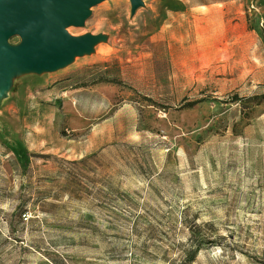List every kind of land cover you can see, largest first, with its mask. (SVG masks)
<instances>
[{
    "label": "rangeland",
    "instance_id": "374dc122",
    "mask_svg": "<svg viewBox=\"0 0 264 264\" xmlns=\"http://www.w3.org/2000/svg\"><path fill=\"white\" fill-rule=\"evenodd\" d=\"M137 1L7 40L0 264H264V0Z\"/></svg>",
    "mask_w": 264,
    "mask_h": 264
},
{
    "label": "water",
    "instance_id": "95a60500",
    "mask_svg": "<svg viewBox=\"0 0 264 264\" xmlns=\"http://www.w3.org/2000/svg\"><path fill=\"white\" fill-rule=\"evenodd\" d=\"M101 1L0 0V83L5 84L6 65L12 56L6 47L11 36L22 38L17 54L22 64L55 66L88 44L69 36L65 27L81 25L89 9ZM131 2L136 6L138 1Z\"/></svg>",
    "mask_w": 264,
    "mask_h": 264
},
{
    "label": "crops",
    "instance_id": "0c3cea01",
    "mask_svg": "<svg viewBox=\"0 0 264 264\" xmlns=\"http://www.w3.org/2000/svg\"><path fill=\"white\" fill-rule=\"evenodd\" d=\"M48 79H41L39 83H41V85H45L47 84ZM23 147H25V149H27L28 151L30 149H43V148H57L58 146H61L62 144H22Z\"/></svg>",
    "mask_w": 264,
    "mask_h": 264
},
{
    "label": "bare ground",
    "instance_id": "6f19581e",
    "mask_svg": "<svg viewBox=\"0 0 264 264\" xmlns=\"http://www.w3.org/2000/svg\"><path fill=\"white\" fill-rule=\"evenodd\" d=\"M69 55H72V53H70ZM64 62V61H63ZM62 63V62H61ZM66 63V61L64 62V63H62V64H65ZM14 64H16V62L14 63ZM60 64V63H59ZM58 65V64H57Z\"/></svg>",
    "mask_w": 264,
    "mask_h": 264
},
{
    "label": "trees",
    "instance_id": "16d2710c",
    "mask_svg": "<svg viewBox=\"0 0 264 264\" xmlns=\"http://www.w3.org/2000/svg\"><path fill=\"white\" fill-rule=\"evenodd\" d=\"M261 97L264 99V94H263V95H261Z\"/></svg>",
    "mask_w": 264,
    "mask_h": 264
}]
</instances>
